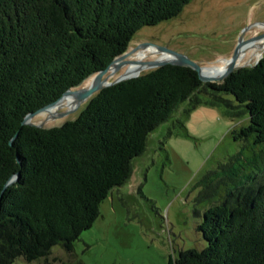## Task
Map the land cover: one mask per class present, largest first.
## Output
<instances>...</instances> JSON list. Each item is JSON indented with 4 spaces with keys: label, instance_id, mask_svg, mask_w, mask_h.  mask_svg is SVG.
Returning a JSON list of instances; mask_svg holds the SVG:
<instances>
[{
    "label": "trees",
    "instance_id": "obj_1",
    "mask_svg": "<svg viewBox=\"0 0 264 264\" xmlns=\"http://www.w3.org/2000/svg\"><path fill=\"white\" fill-rule=\"evenodd\" d=\"M190 1L0 0V264L18 256L31 264L56 245L73 250L102 201L130 181L151 133L183 102L247 117L235 137L264 147V56L221 82L168 63L101 89L60 125L24 123ZM262 162L224 168L206 186L198 229L207 244L169 255L167 264H264Z\"/></svg>",
    "mask_w": 264,
    "mask_h": 264
},
{
    "label": "rangeland",
    "instance_id": "obj_2",
    "mask_svg": "<svg viewBox=\"0 0 264 264\" xmlns=\"http://www.w3.org/2000/svg\"><path fill=\"white\" fill-rule=\"evenodd\" d=\"M263 23L264 0H191L177 17L138 31L123 53L129 54L117 61L122 65H111L104 77L114 81L132 67V60L168 58L158 46L184 53L205 69L223 66L241 37L251 40L264 33ZM151 47L160 51L150 53ZM259 53L256 46L246 48L238 66L256 64L264 56ZM155 68L147 64L142 73ZM92 96L75 106L61 104L54 114L42 110L30 122L60 125L76 118ZM248 122L219 105L183 102L151 133L145 152L134 160L130 181L102 201L99 217L73 250L56 245L31 264H167L169 255L180 250L204 248L207 242L198 225L210 200L200 198L202 191L224 168L245 170L256 158L263 163L262 145L235 137ZM14 264H26V259L18 256Z\"/></svg>",
    "mask_w": 264,
    "mask_h": 264
},
{
    "label": "water",
    "instance_id": "obj_3",
    "mask_svg": "<svg viewBox=\"0 0 264 264\" xmlns=\"http://www.w3.org/2000/svg\"><path fill=\"white\" fill-rule=\"evenodd\" d=\"M264 36V33L256 36V37H262ZM255 37V38H256ZM252 40V39H251ZM250 40H244L243 37L240 38L239 44L237 45L232 57L230 58L231 61V65L228 67V69L224 72V74L217 78V77H212V76H207L205 74H203L202 70L203 68H205L206 66L200 65L198 62L192 60L190 57H188L187 55H185L184 53L175 51L173 49H170L166 46H158L160 47L161 50H163L164 52H168L170 54L173 55L172 58H166V59H158V60H151V61H144L143 63L145 64H149L152 66H162L168 63H172V64H178V65H184V66H189L192 67L193 69H195L198 73L200 78L205 81V82H216V81H223L230 73H232L233 71L237 70L239 68L238 65H236V61L238 59V53H239V49L242 47L243 44H245L246 42H248ZM144 44H148V45H153V43H144ZM129 53H125L122 54L120 56H118L117 58H115L108 67L104 68L103 70L99 71L98 73L94 74L92 76L93 80L92 82L85 87H81V88H70L68 90L65 91V93L63 94L62 97H64L65 95L68 94H74L75 96L78 97V99L80 100V102L82 100L87 99L88 97L92 96L94 93L100 91L101 89L109 86V85H113L115 83H118L122 80L128 79L130 77H134V76H120L117 79H115L114 81H108V77H104V74L109 70L110 66L117 63L118 60H121L122 58L126 57ZM123 62H127V61H123ZM133 62V61H132ZM122 65V63H117V69ZM62 97H60L58 100L51 102L47 105H44L43 107L39 108L37 111L31 112L27 115L26 119L24 120V123H31L30 119L37 114L38 112H41L42 110L48 109L50 106L54 105L55 103H57ZM17 176H19V174H17L16 176H14L9 183H12L13 181H15L17 179Z\"/></svg>",
    "mask_w": 264,
    "mask_h": 264
},
{
    "label": "bare ground",
    "instance_id": "obj_4",
    "mask_svg": "<svg viewBox=\"0 0 264 264\" xmlns=\"http://www.w3.org/2000/svg\"><path fill=\"white\" fill-rule=\"evenodd\" d=\"M264 24V23H263ZM254 45V40L252 41H249L248 43H245L242 45V47L239 49V53H238V58L239 60H241L245 53H246V48L248 47H251ZM261 47L263 48V51L262 53L259 55L261 56L263 53H264V44L261 45ZM252 49V48H251ZM160 49L159 48H152L150 49V53H154V52H159ZM164 53H167L168 55V58H172L173 55L168 53V52H164ZM160 60L161 59H164V58H159ZM133 62V65L132 67L126 72L124 73L123 75L124 76H134V75H138L142 72V70L144 68L147 67V64L145 63H142V60L141 59H138V60H132ZM238 61V60H237ZM236 61V65H239L237 64L238 62ZM231 65V61L230 59H227L226 60V63L223 65V66H218V67H212V68H208V69H205L203 68L202 72L203 74L207 75V76H212V77H221L224 72L228 69V67ZM206 70H212L213 72H210V74L207 73ZM80 100L78 99L77 96H75L74 94H68V95H65L64 97H62L58 102L57 104L55 103L54 105L50 106L47 111L51 114H54L56 113L55 111L57 110V107H59L61 104H69L70 106H75L77 104H79Z\"/></svg>",
    "mask_w": 264,
    "mask_h": 264
},
{
    "label": "flooded vegetation",
    "instance_id": "obj_5",
    "mask_svg": "<svg viewBox=\"0 0 264 264\" xmlns=\"http://www.w3.org/2000/svg\"><path fill=\"white\" fill-rule=\"evenodd\" d=\"M255 39H257V40H255ZM255 39H252V40H254V45L251 46V47L256 46L260 50V53H259V55H260L262 53V51H263V48L261 47V45L264 44V41H263L264 36L256 37ZM252 40H250V41H252Z\"/></svg>",
    "mask_w": 264,
    "mask_h": 264
}]
</instances>
